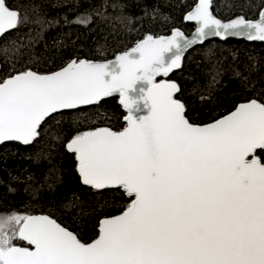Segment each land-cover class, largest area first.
<instances>
[{
	"label": "snow or ice",
	"instance_id": "obj_1",
	"mask_svg": "<svg viewBox=\"0 0 264 264\" xmlns=\"http://www.w3.org/2000/svg\"><path fill=\"white\" fill-rule=\"evenodd\" d=\"M186 19L199 25L191 39L178 29L169 38L148 35L115 62L72 60L50 74L27 69L0 82V143L30 144L53 113L119 94L127 127L79 133L67 149L83 184L131 199L100 221L92 243L48 216H0V264H264V102L195 125L175 98L178 85L155 79L209 34L264 41V11L259 22L222 23L210 0H199ZM20 22L0 0V36Z\"/></svg>",
	"mask_w": 264,
	"mask_h": 264
},
{
	"label": "trees",
	"instance_id": "obj_2",
	"mask_svg": "<svg viewBox=\"0 0 264 264\" xmlns=\"http://www.w3.org/2000/svg\"><path fill=\"white\" fill-rule=\"evenodd\" d=\"M196 1L6 0L21 22L0 37V82L28 68L51 71L72 58H110L145 36L167 34L174 27L190 33L194 23L185 20V13ZM211 2L222 18H257L264 5V0ZM82 18L88 22H78ZM166 78L178 83L176 97L196 123L211 121L242 101L264 102V41L209 39L186 52ZM119 98L113 94L96 105L53 113L30 144L1 143L0 215L44 213L86 243L97 235L103 217L124 210L131 199L123 190L83 184L76 155L67 149L79 133L99 127L121 130L127 111Z\"/></svg>",
	"mask_w": 264,
	"mask_h": 264
},
{
	"label": "water",
	"instance_id": "obj_3",
	"mask_svg": "<svg viewBox=\"0 0 264 264\" xmlns=\"http://www.w3.org/2000/svg\"><path fill=\"white\" fill-rule=\"evenodd\" d=\"M198 2H199V0H197V1L195 2V4H194V5H193V6H192V7H191V8L185 13V20L194 23V27H193V29L191 30L190 33H186L184 30H182V29L179 28V27H174V28H173L169 33H167V34H159V35H151V36H153L154 38H160V37L169 38V37L172 36L173 31L178 29V30H180L181 32L184 33L185 37H187L188 39H191V38L193 37V35L196 33V29H197V27H198L199 25L197 24L196 21H190V20H187V19H186V16H187L188 13H190L191 11H193V9L197 6ZM9 7H10V6H9ZM10 8H11V7H10ZM11 9L16 10V9H14V8H11ZM16 11H17V10H16ZM210 11H211L212 15H213L215 18L219 19L222 23H229V22H231V21H233V20H235V19H237V18H240V17H243L244 19L249 20V21L259 22V21L261 20V12L264 11V5H263V7H262V9H261V11H260V14H259V16H258L257 18H246V17H244V15H242V14H236V15H233V16H231V17H229V18H222V17H220V16H218V15H216V14L214 13V11H213V9H212V2H211V0H210ZM0 37H1V36H0ZM229 37H234V38H245V39H247V40H250V39L247 38V34H246V33H245L244 35H235V34H233V31L230 30L229 33H228L226 36H223V37H222V36H217V35H214V34H209V35L203 40V42H205V41H207V40H209V39H212V38L226 39V38H229ZM145 38H146V36H145L144 38L139 39L138 41H136V42H135L133 45H131L130 47H128V48H126V49H124V50H122V51L117 52L115 55H113V56L110 57V58H101V59H96V58H86V57H84V58H80V59L72 58L71 60L67 61L64 65H62V66H60V67H58V68H56V69H53V70H51V71H46V72L39 71V70L34 69V68H28V69H30V70H32V71H35V72H37V73H39V74H50V73H53V72L59 71V70L62 69L63 67L67 66V64L70 63L72 60H77V61H79V60H85V61H90V62H94V63H109V62H115L116 57H117L118 55L123 54V53L126 52V51H130L133 47L136 46V44H138L140 41L144 40ZM251 41H255V40H251ZM256 41H260V40H256ZM203 42H198V43L193 44V45H191L190 47L186 48V50H185V51L183 52V54H182L181 61H182L183 56L186 54V52H188V51H189L190 49H192L194 46H196V45H198V44H201V43H203ZM181 61H180V64H181ZM178 68H179V67H178ZM175 69H177V68H175ZM175 69H173V70H175ZM26 70H27V69H26ZM173 70H172V71H173ZM21 71H24V70H21ZM172 71H171V72H172ZM18 72H20V71H18ZM18 72L14 73V74H12V75L17 74ZM171 72H170V73H171ZM12 75H10V76H12ZM10 76L6 77L5 79L9 78ZM5 79H4V80H5ZM155 79H156V82H157V83L163 80V81L175 82V83L178 85V83H177L174 79L166 78V76H163V75H161V76H157ZM178 87H179V86H178ZM176 95H177V93L175 94V98L178 99V98L176 97ZM120 99H121V98H119V100H120ZM178 100H180V99H178ZM180 101H181V100H180ZM249 101H250V100H249ZM246 102H248V101H242V102L238 103V104H237L232 110H230L229 112H227V113H225V114H223V115H221V116H219V117H217V118H215V119H213V120H211V121L205 122V123H196V122H192L191 120H189V119L187 118V116H186V118L189 120L190 123H193V124H195V125H201V126H203V125L210 124V123H212V122H214V121H216V120H219V119H221V118H223V117L229 115V114H230L232 111H234V110L236 109V107H238L241 103H246ZM259 102H260V101H259ZM124 109H125V108H124ZM125 110H126V109H125ZM126 111H127V110H126ZM145 112H146V110H145ZM127 114H128V113H126V115H127ZM143 114H145V113H144V112L139 113V115H143ZM126 115H125V117H126ZM185 115H186V114H185ZM125 120H126V119H125ZM125 127H127V121H126V125H125ZM125 127H124V128H125ZM99 128H108V127H99ZM99 128H96V129H99ZM124 128H123V129H124ZM96 129H93V130H90V131H94V130H96ZM108 129H110L111 131H114V132L123 131V129H121V130H113V129H111V128H108ZM70 140H71V139H70ZM70 140H69L68 142H70ZM5 142H7V141H5ZM18 142H20V141H18ZM3 143H4V142H3ZM21 143H22V142H21ZM0 144H1V143H0ZM67 144H68V143H67ZM77 168H78V165H77ZM78 172H79V171H78ZM81 180H82V179H81ZM122 211H124V210H122ZM122 211H120V212H118V213H116V214H113V215L106 216V217H112V216L119 215V214H121ZM31 215H32V216H48V217H50V218L56 220V222L59 223L62 227H65V228H67L69 231H72L74 234H76L72 229H70L69 227H67V226H65L64 224H62L61 222H59L57 219H55V218H53V217H51V216H49V215H47V214H44V213H36V214H31ZM106 217H103V218L101 219V221H102L103 219H105ZM98 236H99V231H98L97 235H96L92 240H90L89 242H86V243H92L95 239L98 238ZM18 246L30 247V246H27V245H18Z\"/></svg>",
	"mask_w": 264,
	"mask_h": 264
},
{
	"label": "rangeland",
	"instance_id": "obj_4",
	"mask_svg": "<svg viewBox=\"0 0 264 264\" xmlns=\"http://www.w3.org/2000/svg\"><path fill=\"white\" fill-rule=\"evenodd\" d=\"M18 214H21V213H18ZM4 215V214H3ZM3 215H0V216H3ZM5 215H9V214H5ZM21 215H24V214H21ZM14 243V242H13Z\"/></svg>",
	"mask_w": 264,
	"mask_h": 264
},
{
	"label": "flooded vegetation",
	"instance_id": "obj_5",
	"mask_svg": "<svg viewBox=\"0 0 264 264\" xmlns=\"http://www.w3.org/2000/svg\"><path fill=\"white\" fill-rule=\"evenodd\" d=\"M27 246H29V245H27Z\"/></svg>",
	"mask_w": 264,
	"mask_h": 264
},
{
	"label": "built area",
	"instance_id": "obj_6",
	"mask_svg": "<svg viewBox=\"0 0 264 264\" xmlns=\"http://www.w3.org/2000/svg\"><path fill=\"white\" fill-rule=\"evenodd\" d=\"M125 127V126H124Z\"/></svg>",
	"mask_w": 264,
	"mask_h": 264
}]
</instances>
